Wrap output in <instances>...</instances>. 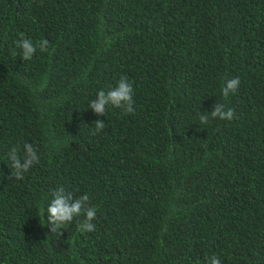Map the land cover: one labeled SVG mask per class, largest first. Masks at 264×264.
<instances>
[{
  "label": "trees",
  "instance_id": "obj_1",
  "mask_svg": "<svg viewBox=\"0 0 264 264\" xmlns=\"http://www.w3.org/2000/svg\"><path fill=\"white\" fill-rule=\"evenodd\" d=\"M20 33L49 50L24 61ZM121 77L134 114H95ZM217 102L234 118L201 124ZM25 142L39 163L9 179ZM61 187L89 196L93 232L41 224ZM212 255L264 264V0H0V264Z\"/></svg>",
  "mask_w": 264,
  "mask_h": 264
},
{
  "label": "clouds",
  "instance_id": "obj_2",
  "mask_svg": "<svg viewBox=\"0 0 264 264\" xmlns=\"http://www.w3.org/2000/svg\"><path fill=\"white\" fill-rule=\"evenodd\" d=\"M20 38L16 41L17 47L22 50V58L24 61L31 60L37 51L47 52L50 42L45 38L37 41L35 44L24 33L19 34ZM241 81L239 78L227 79L222 85V95L228 97L230 94L237 92ZM133 85L127 77H121L117 84L110 87L107 91L99 90L95 99L89 105V108L97 115H106L109 106L121 109L125 115L134 114ZM232 120L234 118V110L226 108L223 103H215L209 114L199 113V121L201 124H208L209 119ZM92 134L103 131L106 124L102 120H96L94 126L90 127ZM39 155L33 144L25 142L22 149L19 145L13 146L7 153V161L10 162L11 178L15 180L23 179V176L35 164L39 163ZM9 166V165H8ZM45 211L47 212V220L44 219ZM96 208L89 204V196H75L73 192L65 190L63 187L55 189L52 192V199L47 208L43 210L40 217L42 225H50V231L53 234L62 233L63 229H67L74 219L82 218L77 223V230L81 233H90L95 230L93 221L96 219ZM206 264H222L221 259L212 255L206 257Z\"/></svg>",
  "mask_w": 264,
  "mask_h": 264
}]
</instances>
